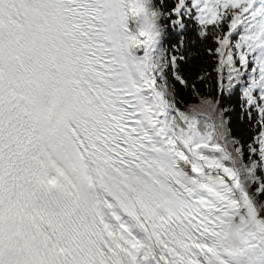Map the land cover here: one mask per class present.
Here are the masks:
<instances>
[{
    "label": "snow or ice",
    "instance_id": "obj_1",
    "mask_svg": "<svg viewBox=\"0 0 264 264\" xmlns=\"http://www.w3.org/2000/svg\"><path fill=\"white\" fill-rule=\"evenodd\" d=\"M0 264H264V0H0Z\"/></svg>",
    "mask_w": 264,
    "mask_h": 264
}]
</instances>
